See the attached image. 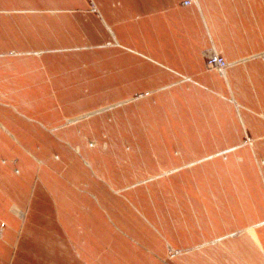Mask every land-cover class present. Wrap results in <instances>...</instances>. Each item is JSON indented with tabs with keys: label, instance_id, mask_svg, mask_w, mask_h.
Listing matches in <instances>:
<instances>
[{
	"label": "crops",
	"instance_id": "0c3cea01",
	"mask_svg": "<svg viewBox=\"0 0 264 264\" xmlns=\"http://www.w3.org/2000/svg\"><path fill=\"white\" fill-rule=\"evenodd\" d=\"M184 1L91 0L98 18L87 0H0V99L16 103L45 126L55 129L66 117L139 91H155L152 97L101 115L92 113L76 124L95 139L94 148L75 145L87 164L66 145L76 139L75 128L51 134L0 105V122L20 142L0 126V228L6 224L0 235V264L31 259L28 242L49 236L68 247L70 242L76 250L100 246V222L94 214L86 218L85 202L100 218L93 199L113 201L120 196L114 190L138 201L142 197L156 227L171 238L166 239L170 247L184 253L169 262L165 239L121 237L107 239L108 246L94 254L92 264H264V56H257L264 53V0H198L200 11L181 7ZM209 37L226 60L243 59L227 69L226 82L207 70L202 57ZM5 52L23 54L3 57ZM182 74L195 84L179 81ZM229 90L239 100V111L223 100ZM46 100L52 105L43 108L41 101ZM157 117L162 124L148 121ZM151 130L157 135H148L146 145L161 148L157 162L170 155L182 158L180 164L161 170L169 174L156 182V194L164 196L160 190L167 188V195L184 196L186 205L177 198L167 205L165 197L164 203H153L146 187L135 186L118 170L120 164L147 169L151 161L138 163L129 157L127 138H135L134 152L142 156L140 147L147 146L138 140ZM246 131L253 139L250 147L242 144ZM35 140L42 143L37 154L48 165L45 169L21 149L32 147ZM14 158L19 160L16 165L11 163ZM182 173L190 181L188 192L181 177L177 179ZM37 175L41 181L32 186ZM107 204L120 218L116 204ZM13 206L26 212L23 222L13 214ZM175 210L185 212L189 221ZM108 216L111 222H105L116 234L117 224ZM38 223L49 236L33 235L39 234ZM235 228L249 230L233 239L227 234ZM214 233L222 237L209 245L205 238ZM43 250L49 252L47 244ZM79 258L80 264H89Z\"/></svg>",
	"mask_w": 264,
	"mask_h": 264
},
{
	"label": "rangeland",
	"instance_id": "374dc122",
	"mask_svg": "<svg viewBox=\"0 0 264 264\" xmlns=\"http://www.w3.org/2000/svg\"><path fill=\"white\" fill-rule=\"evenodd\" d=\"M87 1L89 3L90 11L93 12L99 18V12L96 9L95 5L91 2V0H87ZM184 2H182L180 4L181 7L184 5ZM189 7H197V9L200 11V5L198 3V0H191V4L189 5ZM209 40H210V45L201 51L204 62H206L207 56L212 55V54H217V55H221L222 57H224L223 53L216 51L210 37H209ZM105 45H113V43L106 42ZM22 54L23 53H14V52L2 53L3 57H13L14 55H22ZM263 54L264 53L260 52V53H257V56L259 55L262 57V56H264ZM224 59L226 60L225 57H224ZM239 60L242 61L243 59H237L234 61L226 60L227 67L225 68V70H223V71L212 70V71H214L222 80H224L226 82L227 69L230 68L231 66H233L234 64H236V62ZM207 70L211 71V69H209V68H207ZM179 81L186 82V83L191 84V85L195 84L194 79L189 75H183L182 74L181 77L179 78ZM29 85L31 87H33V83H31ZM211 92H213L212 94H214L217 97H222L221 94L216 92V91L211 90ZM154 94H155V91H139V92H136L129 99L127 98V99H124L122 101H116L114 103H110V104H107L105 106H101L99 108L81 113L79 115L66 117L65 120L59 126H57L55 129H59V128H70V129H72V128H75L72 131L74 132V134H75L74 137L76 139L74 141L72 140V141L66 142V145L68 146L69 149L72 150V152L75 154L76 158H78L81 162H84L87 164L88 160L83 157V154H81L80 152H78L76 150L75 145H82V146L84 145L87 148H94L95 139H92L89 136L82 133L79 129H77L75 127L76 124L79 122L90 119L92 117V115H91L92 113H94V115H98V114L101 115L104 113H108V112L115 110L117 107L128 106L131 103H135L139 100L152 97V95H154ZM40 97L45 98L43 95H41ZM223 100L225 102H228L232 106V108L235 109L236 111L240 110L239 100L235 97V94H233L230 90H229L228 95H224ZM41 102H44V104L46 105V106L43 105V108L48 107L47 105H52L51 100L50 101L46 100V101H41ZM0 105L5 106L8 109L14 110L16 114L24 117L27 120L38 123L39 126H41V128L45 129L47 132H49L51 134H53L55 132L54 131L55 129L53 127H47L44 124H42L41 122H39L34 116H31V115L24 113L19 107H17L16 103H13V102L8 101V100L0 99ZM156 119L157 120L155 121L154 118H149L148 121L151 123H160V124L163 123V121L160 118L158 119V117H157ZM0 126L6 132H8L10 135H13V133L7 128V125L0 122ZM148 135H149V139L150 138L153 139L157 134L155 131H152V130L151 131H144L143 134L141 135L140 139L138 140V142L143 144V146L146 145V142L148 141V137H147ZM105 136H106L105 132L100 133V138H105ZM14 139H15V142H17V144L20 143L16 139L15 136H14ZM127 141H128V154H129V157H131L134 162L137 161L139 163V161H142V160L144 162L149 160V161L153 162V164L150 162L147 169L143 168L142 170L140 168H134V170H133L132 167L129 168L128 166H121V164H120V165H118V170L125 172L126 173L125 175L129 179V181L132 182L135 186L138 185L141 188L146 187L143 190L150 192V194H149L150 198L149 199L151 201H153V203H155V204L164 203V201H163L164 197H165V200L167 202V205H168V203H171V199H174V198L178 199V197H176V196L174 197L172 195H167V192L169 190L167 188L160 190V191L165 192L164 196H160V197L157 196L156 192H157V189L159 186L157 187L155 184H156V182H159L160 180H161L160 183H162L163 179L165 177H167V175L169 174V173H167L169 171H161V170H165V169L173 167L174 165L180 164L182 162V158L181 157H174V155H170L166 161L157 162V160H155V156H156L157 151H159V149H161V148H157L156 146L150 147L147 145H146L147 147H140V149L142 150V156H138L139 151H136V153L134 152V149L137 148L136 145L134 144L135 138L128 134ZM31 143H32V141H31ZM252 143H253V139H252L250 133L246 131L242 144L244 146L250 147V146H252ZM32 144H33L32 147L21 146V149L32 160H34L38 166H40L42 169H45L44 165L46 166L47 164L45 162H43L42 159L37 154V152L40 150L39 146L42 143L40 141L35 140ZM123 148H124V150H127V145H124ZM227 150H229V149H227ZM57 151L58 150L54 151V153L57 154ZM166 153L168 154V151ZM223 154H225V153H223ZM182 155H183V159H184L185 154L182 153ZM199 160L200 161L204 160V158H200ZM18 162H19L18 158H14L11 160V163L13 165H16ZM197 164H198V162H197ZM47 166H46V168H47ZM73 167H75L77 169L76 163L73 164ZM130 169H131V171L136 172V175H134V173H132V172L131 173L128 172V171H130ZM90 170L92 172L91 168H90ZM158 171H161V172L154 174L155 172H158ZM127 172L133 176L130 177ZM184 173H182L181 176H177V179L179 178V181H180V177H181L180 182L184 183V185L182 184V186H183L184 190L186 192H188L189 187H190V181L187 177H185L183 175ZM172 178H174V177H172ZM171 179H169V180L166 179L164 181H170ZM155 180H158V181H155ZM38 181H41V180H40V177L37 175L34 177L32 186H34L36 184V182H38ZM179 181L177 182V184H179ZM102 182L108 184L103 179H102ZM127 182H128V180H127ZM131 187L130 186L128 187V191H129V189H131ZM171 187H175V185H171ZM85 188H86V186H85ZM115 192L120 196L113 201H110L109 197H106V198L104 197L106 202L104 201L103 197H99V199H100L99 203L95 198L93 199L95 202V205H96V209H98L101 212L102 217H100V218L97 216L96 211L94 212L92 205L89 202H85V205H87V206L89 205L88 206L89 209H87V212H86L87 213L86 218H88V215L92 216L94 214V219L100 222V236L102 237V242H101L100 246L89 245V247L86 250H83L79 247H77L78 249L76 250L70 242H69V247H68L64 242H62L60 240H55L53 237L49 236L47 231L44 229V225L38 223L39 234L33 233V235L38 236V237H44V236L48 235L49 238H51V239H42V241H45V244H43L44 246L42 244H39L42 241L39 243L38 242H28V252L30 254H32L31 256H29V257H31V259H27L26 261L18 259L15 264H18V263H21V264L22 263H25V264H80L81 262H83V259L79 258V255H81V257L84 258V260L86 262H88L89 264H92L94 254H96L98 251H101V253H102V251L105 250L106 246H108L109 241L107 239H119L121 237L127 238V239L128 238L129 239H165L167 256H168L169 262H172L174 257H176L179 253H181V254L184 253V251L170 247V245L168 244L166 239H171V238L166 236V233L163 229L156 227L157 221L155 220V218H153L152 215H150L147 204L145 203V200H143L142 197H140V199L138 201L135 196L132 197L130 194H124V190H114V193ZM51 197H52L53 201H55V198L53 196H51ZM119 198L122 199L125 203H127L129 208L126 205H124L123 202ZM178 200H179L178 202L181 205H186L188 203L187 199L184 196H179ZM108 202H112V203L116 204V211H117L118 215L120 216V218L117 219V217H114L113 214L108 210L109 209V205L107 204ZM42 203L44 204V202H42ZM150 203H152V202H150ZM27 209H26V211H27ZM11 210H12L13 214H15L21 220V222H23L26 212L21 211L17 206H13L11 208ZM175 214L180 215L182 220L184 219L186 222L189 221L185 212L183 214H181L180 212L175 210ZM108 215H110L112 217L113 221H115V223L117 224L115 226L116 234L113 233V231L110 229V227L107 224V222L108 223L111 222ZM105 219L107 222H105ZM124 223L127 224L126 227L128 229L125 227ZM146 226H148V228L150 230ZM5 227H6V224L4 223L0 228V235H1L2 230ZM248 230H249V228H235L234 230H232L227 235L231 236V238H233V239H236V238L240 237L242 234H244L245 232H247ZM125 231H127L128 234H126ZM19 232H20V229H18V232L16 234V241H18V239H19ZM221 237L222 236H219V237L216 236V234L214 233L213 236H211V237L207 236L205 239H210L208 241V244L214 245V244L219 243V241L216 242V240L221 239ZM118 243H119V241H118ZM46 244L48 245L50 254H48L49 252L48 253L46 252L47 250H45V251L43 250ZM55 246H57L59 251H64L67 254H61L60 255V253L57 249L52 250ZM60 248H61V250H60ZM14 251H15V245L12 248L11 254L14 253ZM53 252L57 253V257H54L55 255ZM58 253H59V255H58ZM104 257H107V254H105ZM102 261H103V259H102Z\"/></svg>",
	"mask_w": 264,
	"mask_h": 264
},
{
	"label": "built area",
	"instance_id": "2783aa9c",
	"mask_svg": "<svg viewBox=\"0 0 264 264\" xmlns=\"http://www.w3.org/2000/svg\"><path fill=\"white\" fill-rule=\"evenodd\" d=\"M191 4V0H187L184 2L183 6H189ZM207 68L215 71H223L227 67L226 60L221 55L212 54L207 56L206 60Z\"/></svg>",
	"mask_w": 264,
	"mask_h": 264
},
{
	"label": "bare ground",
	"instance_id": "6f19581e",
	"mask_svg": "<svg viewBox=\"0 0 264 264\" xmlns=\"http://www.w3.org/2000/svg\"><path fill=\"white\" fill-rule=\"evenodd\" d=\"M92 115V114H91Z\"/></svg>",
	"mask_w": 264,
	"mask_h": 264
}]
</instances>
